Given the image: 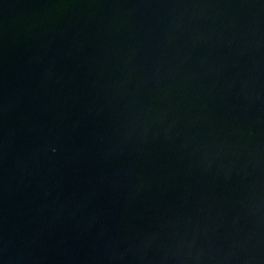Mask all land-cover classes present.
<instances>
[{"label":"water","instance_id":"obj_1","mask_svg":"<svg viewBox=\"0 0 264 264\" xmlns=\"http://www.w3.org/2000/svg\"><path fill=\"white\" fill-rule=\"evenodd\" d=\"M0 264H264V0H0Z\"/></svg>","mask_w":264,"mask_h":264}]
</instances>
